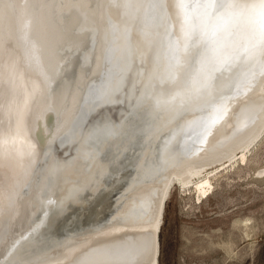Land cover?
<instances>
[{"label": "bare ground", "instance_id": "1", "mask_svg": "<svg viewBox=\"0 0 264 264\" xmlns=\"http://www.w3.org/2000/svg\"><path fill=\"white\" fill-rule=\"evenodd\" d=\"M263 132L264 0H0V264H157Z\"/></svg>", "mask_w": 264, "mask_h": 264}, {"label": "rangeland", "instance_id": "2", "mask_svg": "<svg viewBox=\"0 0 264 264\" xmlns=\"http://www.w3.org/2000/svg\"><path fill=\"white\" fill-rule=\"evenodd\" d=\"M262 134L243 163L234 159L226 168L206 169L185 190L171 183L157 234V264H264ZM204 176L210 189L196 202L192 183Z\"/></svg>", "mask_w": 264, "mask_h": 264}, {"label": "water", "instance_id": "3", "mask_svg": "<svg viewBox=\"0 0 264 264\" xmlns=\"http://www.w3.org/2000/svg\"><path fill=\"white\" fill-rule=\"evenodd\" d=\"M163 205H164V201H163Z\"/></svg>", "mask_w": 264, "mask_h": 264}]
</instances>
